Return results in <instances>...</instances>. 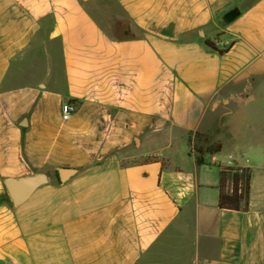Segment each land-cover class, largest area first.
<instances>
[{
	"label": "crops",
	"instance_id": "0c3cea01",
	"mask_svg": "<svg viewBox=\"0 0 264 264\" xmlns=\"http://www.w3.org/2000/svg\"><path fill=\"white\" fill-rule=\"evenodd\" d=\"M100 1L0 0V264H264V0ZM229 156L245 212L218 207ZM36 172L15 206L4 179Z\"/></svg>",
	"mask_w": 264,
	"mask_h": 264
},
{
	"label": "trees",
	"instance_id": "16d2710c",
	"mask_svg": "<svg viewBox=\"0 0 264 264\" xmlns=\"http://www.w3.org/2000/svg\"><path fill=\"white\" fill-rule=\"evenodd\" d=\"M239 14L238 8H232L226 11L222 17L221 22L228 24L234 20ZM223 19L228 21L224 22ZM121 33H116V39H128L135 37L133 32V25L129 20L121 22ZM206 45L215 49L214 45L207 41ZM192 146V151L196 156L198 163L204 162V156L207 154H216L220 152L221 145L219 142H209L202 135H195L192 141L189 139ZM203 145H199V144ZM241 171V172H240ZM57 177V172L55 173ZM249 191H250V170L248 168L238 167H219V196L218 207L220 209H227L233 211L245 212L249 205Z\"/></svg>",
	"mask_w": 264,
	"mask_h": 264
},
{
	"label": "water",
	"instance_id": "95a60500",
	"mask_svg": "<svg viewBox=\"0 0 264 264\" xmlns=\"http://www.w3.org/2000/svg\"><path fill=\"white\" fill-rule=\"evenodd\" d=\"M224 22L228 23L225 19ZM121 33V31H117ZM74 172L71 168H58L57 178L60 182H64ZM50 176L45 172H36L29 175H23L19 177H7L3 183L7 194L15 206L21 205L25 202L33 192L40 186L48 183Z\"/></svg>",
	"mask_w": 264,
	"mask_h": 264
},
{
	"label": "rangeland",
	"instance_id": "374dc122",
	"mask_svg": "<svg viewBox=\"0 0 264 264\" xmlns=\"http://www.w3.org/2000/svg\"><path fill=\"white\" fill-rule=\"evenodd\" d=\"M100 3L102 5H106L108 7V10L110 9V11L114 14V15H122V10L120 9V7L117 5V3L114 0H101ZM98 20L100 21V26L106 30L107 32L112 31L113 34L115 35L116 33H118L117 31H119L122 27L121 22L124 21L125 19L121 18L118 19L117 21H115L113 24H109L106 22L107 19L103 18V17H98V15L96 14ZM199 145H203V144H199Z\"/></svg>",
	"mask_w": 264,
	"mask_h": 264
},
{
	"label": "built area",
	"instance_id": "2783aa9c",
	"mask_svg": "<svg viewBox=\"0 0 264 264\" xmlns=\"http://www.w3.org/2000/svg\"><path fill=\"white\" fill-rule=\"evenodd\" d=\"M77 109H78V106L75 102H72V101L63 102L60 106L61 119L63 121L69 120L72 117V115L75 114ZM210 155H213V154H210ZM213 161H215V160H213ZM227 166L244 168L242 166L235 165V163L233 162V160L230 156L227 158V162L225 165L220 164V167H227Z\"/></svg>",
	"mask_w": 264,
	"mask_h": 264
}]
</instances>
